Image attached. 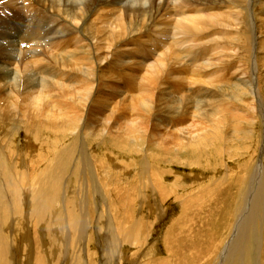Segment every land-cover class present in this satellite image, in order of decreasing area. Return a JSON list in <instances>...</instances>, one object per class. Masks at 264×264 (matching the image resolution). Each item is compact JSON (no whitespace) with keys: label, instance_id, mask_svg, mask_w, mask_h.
Wrapping results in <instances>:
<instances>
[{"label":"bare ground","instance_id":"1","mask_svg":"<svg viewBox=\"0 0 264 264\" xmlns=\"http://www.w3.org/2000/svg\"><path fill=\"white\" fill-rule=\"evenodd\" d=\"M256 4L260 5L258 9L256 8L257 6L255 7ZM37 5H39L40 8ZM214 6L219 8L216 9L219 13L209 14L200 11ZM248 6H250L252 10L254 7L256 8V10H253L250 19L253 25L257 23V17L260 22L264 20V17H262V15H264V0H0V121L3 122V124H8V126L13 124L12 128L10 127L11 130H7L6 133L14 132V135L17 137L23 135V139L27 141L25 150L27 149L28 153L31 149L30 147L34 144H36L35 147H33L35 151L37 148L46 150L43 156H40L36 151L37 158H33V161H31L37 166L43 162H46L47 165L44 166L38 174H33V172H29L28 174L25 173L27 177L22 178V185L25 188V185L28 184L29 188H32V192L35 193L33 196L37 199L38 196L36 193H40L41 190L47 194L53 195L55 192H59L61 188L63 193L60 192V198L64 201L62 207L66 214L60 222L67 224L70 228V223L72 222L73 224L77 220V216H79L77 222L78 240L85 241L87 239V234H85L87 232H85V229L88 225L89 216L87 218L86 212L88 211L90 213L88 198L91 195H93V197L98 195L100 198L99 203L102 210H100V214L102 213L105 215L108 211L112 212V214L122 213L118 212L117 209L119 208L113 207V199H111L109 195L110 192H108L110 186H107L108 182L107 185L105 182L109 181L110 177L113 178V176L119 179L118 181L124 182V176H129L127 174L130 172L127 165H118L111 161L112 169L109 167V169H111L109 170V174L104 176L99 172L101 171L100 168L104 167L100 164L102 163L101 161L99 164L89 163L88 159L90 158L86 157V154L89 152L86 151L85 154V146L83 144L80 145L77 136H79V134L86 136L87 133H94L95 136L100 131H98V124L96 125V121L99 120L98 117V120L94 118L89 122L85 120V104L91 101L90 98L94 96L93 93L97 100L94 102L95 104L92 105V110L95 108L98 109V112L101 111L103 113L106 111L104 109H106L107 106L103 103L106 106L103 108V104H101L102 101L106 100V103L110 104L109 109H107L109 110L108 113L104 112L108 116L102 120L104 122H99L101 123V130L107 133L111 138V143L114 144L112 146L116 148L121 147L119 141L122 142L123 147L124 144H130L134 152V154L130 156H136L138 159L141 158L143 162L139 164L143 168L137 165L138 171H135V175H133L131 182L136 183V179L145 177L144 182L149 181L155 186L160 195L159 197H157V195L155 198L162 200L161 205L163 209H165V202L168 201H165L167 199L165 197L168 188L165 187V180L169 175L171 177L177 175V173L173 171V168L175 166L193 168L191 166L199 152L210 149L209 147L217 142L224 132V130L221 132V126L219 125L222 124L223 126V121L219 120L222 118V116H220L222 114V107L224 105L227 107V104H225L226 94L221 93L220 89H216L220 91L219 93L216 92L215 89L212 91L199 89L193 95L191 92L188 93L189 91L186 90L185 86H187V84L188 87L190 84L200 86L201 83L212 82L215 84H212L211 87L219 84L226 85L228 89L231 86L237 89L244 87L248 92H251V95L256 97L259 85L256 86L257 90H255V85L252 83L251 79H249V77H244L245 72L243 70L239 67L234 70L231 68L234 72L225 76V68L222 69L223 64H226L224 63L225 58L239 59L240 52H244L245 54L250 52L257 57L260 50L262 51L264 48V37L260 40L261 37L257 36L259 34H257V26L253 27V31L243 29L246 21L245 19L248 18L246 10ZM41 8L51 14V21L43 16L40 10ZM192 13L195 15H191ZM56 24V27H52ZM50 28H52V30H49ZM228 30L234 32L230 33ZM68 35H71V39L68 41L62 38V36ZM127 40L133 42V48L130 47L132 49H129V45L125 44ZM43 44H45L44 47ZM103 49L104 51L102 52L101 50ZM163 51L167 52L164 53ZM251 61L250 59V62ZM112 64L113 68H110ZM103 74H105L107 78L113 77L111 78L110 86L108 85L105 87L103 83H101ZM96 76H98V81H95ZM105 76L103 78H105ZM119 76L120 80L117 79ZM123 78H128L127 81H123L124 84L121 83L122 80H124ZM227 78H229V80L231 78L233 81H228ZM116 79L117 81L119 80L118 82H120L122 86L116 87ZM138 80L140 81V90L135 88ZM128 82H131V84L129 83V85ZM133 82L134 86H132ZM255 82H257V79ZM75 86L76 89L78 87V89L81 88L85 91L83 96L88 97V100L85 101L83 96L75 97L76 100H74V105L71 106L67 103L66 98L72 96L69 91ZM103 86L105 87L104 89H102ZM82 90L81 93H83ZM156 91L157 95L155 96ZM224 91L225 90H222V92ZM133 93H136L138 99L133 100L134 97L131 98V104L129 103L128 105L134 108L136 112L134 117L131 116L128 118L124 115H118L117 105L119 100H116L118 98L117 94L123 97L124 100L125 97ZM258 94L262 95L261 93ZM124 101L126 102V99ZM65 102L67 104H64ZM185 104L187 107L181 109ZM126 105L127 103L125 106ZM136 105H138V108H136ZM67 107L72 111L71 115L64 114ZM126 108L127 107H125V109ZM89 109L90 108H88V110ZM177 109L181 112H178ZM92 110L90 113H93ZM194 114L197 115V118L191 121V116ZM151 117H153V120ZM189 122L191 123L188 124ZM214 122H217V125L213 126L212 124ZM63 129L65 130L63 131ZM49 130H60L59 132L63 133L60 138H57V136L56 138H51ZM66 131H70L68 137L70 142L63 145L66 138ZM225 135L224 137L222 136L223 138L220 140H224L226 138ZM228 135L227 133V138ZM14 139L10 143L8 140L5 141L3 139L0 144V146L4 148H0V160L1 163L3 162L2 164L5 166V169H7L6 162L12 158V155L22 154L17 148L19 142H16ZM80 139H82V137ZM55 149L59 150L56 154L51 151ZM10 150L12 152H10ZM6 151H9V154ZM149 152L150 154H148ZM51 153L54 154L52 157L50 156ZM210 153L211 152H209V154ZM85 157L88 159H85ZM94 158L95 157H93V159ZM19 159L22 160L23 155H21ZM75 159L76 162L73 166L74 170L67 179V182H64L62 178L64 179L68 173L65 171L69 170L70 163ZM98 160L100 159L98 158ZM145 163H149L147 169H144ZM200 163L202 162L200 161ZM211 163H213V161H211ZM248 165L249 164H247V166ZM104 169H106V167ZM239 173L236 177H239ZM80 174H83L82 178H80ZM200 174L201 173H199V175ZM71 178H74L76 181V183H74L76 184L74 198H76L77 201L76 205L73 199L74 203L72 208L67 206V204L69 205L72 203V200L67 196L68 187L72 185V183L70 184ZM206 178L210 179L208 177ZM243 178L244 180L248 178L249 183L248 186L245 187V195L243 192L242 204L239 206L241 209L237 211L240 218L238 217L239 219L235 220L237 222L232 232V244H230L231 246L227 251L225 249L227 253L222 264H245L242 262H245L247 249L252 245L260 246V251H264L262 244L257 242L259 237L257 236L256 229L257 223L261 225L259 220H262V216H260V218L258 217L263 213L262 211L264 209V160L261 158L256 166L249 168L248 173L246 171L243 172ZM31 179L32 183H27V181H31ZM49 179H51L50 182H48ZM234 181H236V178ZM142 182L143 181H141V184ZM192 183L193 182H190V184ZM9 188L11 191H14L15 185ZM85 192L86 196H84ZM127 192L129 193V191ZM174 193L175 189L170 192L168 198H171ZM26 194V192L23 194L24 198ZM131 196H133V192H131ZM51 197L52 196L43 201H38L36 199V203L34 205L31 204L32 208L28 211L30 215L26 214L24 217L20 212V217H18L19 221L24 220L27 222L26 225L27 228H29L28 225H32V220L34 219L33 230L39 233V230H36L38 229V225L41 224L39 226L41 227L42 224H46V220L48 223L50 221L48 220L49 218L47 219V214L51 215V207L53 208L54 200L52 201ZM134 203L133 205H135ZM119 205L122 206V204ZM44 206H47V208ZM236 209L238 208L236 207ZM60 210L61 209H59V211ZM75 210H77V213L73 216L72 213ZM130 211L129 213H131ZM186 223L184 221V224ZM67 225L65 226L67 227ZM105 225L106 224L103 226L105 227ZM132 226L134 227V225ZM183 226L186 227V225ZM48 227L49 226L46 225V228ZM139 227L140 225L138 223V229H140ZM113 228L115 232H117V228L114 227L112 223H108L106 231L110 233L112 229V232H114ZM14 229L16 228L14 227ZM201 231L203 233V230ZM44 232H46V230ZM133 232L131 228L122 231L123 238L120 239L122 242H120L121 245L129 241L132 244L134 235L137 234ZM19 236L20 234L17 237ZM31 236L32 235H30V237ZM70 237L71 243L74 239L77 240L75 236ZM135 240L136 238H134V241ZM35 241L33 240V243ZM120 243L117 242V245H120ZM28 245L31 246L32 243H28ZM179 245L178 247H180ZM201 245H203V243ZM210 246L208 245L209 248H211ZM119 247L120 246H118V248ZM181 248L183 247L181 246L179 249ZM34 250H36V248ZM249 251L250 250H248V252ZM7 253V259L10 262L9 252ZM40 253L37 254L35 260L37 264H44L43 259L40 257ZM108 253H111V251ZM121 254L122 253H120L119 256H122ZM255 254L257 253L255 252ZM16 255L17 258H19L20 252L17 251ZM31 256H33V254L27 257ZM191 256L194 255L191 253ZM173 259L174 258H172V260ZM258 259L259 258L256 260ZM18 262L14 264H18ZM78 264L81 263L79 262ZM155 264L159 263L156 262ZM163 264H166V262H163Z\"/></svg>","mask_w":264,"mask_h":264},{"label":"rangeland","instance_id":"2","mask_svg":"<svg viewBox=\"0 0 264 264\" xmlns=\"http://www.w3.org/2000/svg\"><path fill=\"white\" fill-rule=\"evenodd\" d=\"M37 6H39V5H37ZM258 6H260V5H257V4L255 5V7L257 9H258ZM255 7L253 10H256ZM39 8H40V6H39ZM248 8L246 9L248 18L245 19L246 21L247 20L248 21L247 22L245 21L243 29L253 31V27L257 26V28H258L257 34L259 33L257 36L261 37L260 38V40H261L264 37L263 36L264 35V27H263L264 26V20L263 21L261 20V22H260V20H258V17H257V23L255 25H253V23L250 22V19L252 17L251 15L253 14V10L250 6H248ZM216 9H219V8L217 6H214V7H209V9L200 10V11L203 13H209V14L219 13L216 11ZM40 10H41L43 16L46 19L51 21V14L46 12L45 10H43V8H41ZM226 14H228V13H226ZM191 15H195V14L192 13ZM258 16H261V15H258ZM262 17H264V15H262ZM56 26H57V24L52 26V27H56ZM49 30H52V28H50ZM228 31L230 33L234 32L232 30H228ZM62 38H64L65 40L68 41L69 39H71V35L62 36ZM228 39H230V38H228ZM125 44L129 45V49L133 48V42L132 41L127 40V42H125ZM44 46H45V44H43V47ZM246 46H244V47H246ZM130 47H132V48H130ZM101 51L103 52L104 49ZM263 51H264V48L262 51L260 50V52L258 53L259 55L257 57H255L250 52H247L246 54L244 52H240L239 53V56H240L239 59L225 58L224 63H226V64H223V68H222V69L225 68V71H224L225 76H228V74H232L234 72L233 70L238 68V67L241 70H243L245 72V75H246V76L244 75V77H247V78L249 77V79H251L252 83L255 85L254 86L255 88L253 87L255 90H257L256 86L259 85L256 97L251 95V92L250 91L248 92V90H246L244 87H240L237 89L234 87L232 88V86H231L228 89L227 86L224 84H222V85L219 84V85L211 87L212 84H215L212 82H210L211 84L204 82V83H201L200 86L190 84L189 85L190 88L188 87V84H187V86H185L186 90L189 91L188 93L191 92V93H193V95L199 89H202L204 91H212L215 89V91L218 93L220 92V91H218L220 89L221 93L226 94L225 104H227V107L225 105L222 107V114L220 115V116H222V118L219 120V121H223V126H225V127H223L222 124H219V125L221 126V132H222V130H224V132L222 133L223 135H221V138H223L225 134H226L225 136L227 138V133L229 135H228L227 139L225 138L224 140L223 139L220 140L221 139L220 138L217 142L213 143L209 147L211 150L206 149V150L200 151L199 154L197 153L198 156L195 157L193 165L191 166L193 168H187V166L184 168H182L181 166H175L173 168L174 170L172 169L174 172L177 173V175H175V176L173 175V177H171L169 175V176H167V178L165 180V182H166L165 187H168L167 192H166V197H165V198H167L165 201H167V200L168 201L165 202V205H166L165 209H163V206L161 205L162 200H160L159 198H155L157 195H158L157 197L160 196L158 194V191L156 190L155 186H153V184L150 183L149 181L144 182L145 177H140L139 178L140 180L136 179L137 180L136 183L131 182L133 175H135V171H138V167L140 166L139 164L143 163L142 159L141 158L138 159L136 156H130V155L134 154L133 148L130 146V144H124L123 143L124 144V147H123L122 142L119 141L121 144V147L116 148V147L112 146L114 144L111 143V138L107 135V133H104V131L101 130V127H100L101 123H99L102 120H104V118L106 116H108L105 113H108L109 110H107V109H109L110 104H107L106 100L105 101L103 100L101 103V100L99 99L101 104L105 103V105L107 106L106 107L103 104V108L106 107V109H104V110H106V111H104L105 113L104 112L102 113L99 110L101 112L100 113V112H98V109H95V108L92 110V108H93L92 105H94L95 104L94 102L97 100V98L95 97V94L93 93L94 96L92 98H90V100L93 103L91 101L90 102L88 101L87 102L88 105L87 104H85L86 106L84 105L85 106L84 118L88 122L92 121L93 120L92 118H94L95 120H98V118H99V120L96 121V125L98 124L97 125L98 131H100V132L98 134H96L95 136H94V133H87L86 136L85 135L82 136V134H79V136H77V139H79V141H80V145L83 144L85 146V154H86V151L89 152V153H87L88 155L86 154V157H88L90 159H88L86 157H85V159H88L89 163H91V164H99V162L101 161L102 163H100V164L104 167L100 168L101 171H99V172L101 174H103L104 176H107L109 174V170L112 169L111 168V161H113L114 163H116L118 165H123V166L127 165L130 169V172H129V174H127L129 176H124V178H125L124 182L118 181L119 179H117L114 176H113V178L110 177L109 181L105 182L106 185L108 182L107 186L111 187V188L109 187L108 188L109 191L108 190L107 191L110 192L109 195L111 196V199H113V203H112L113 207L119 208V209H117L118 212H122V213L112 214V212L108 211L107 214L105 213V215H103L102 213L100 214L101 208H100V203H99L100 202L99 196L96 195L93 197V195H91L88 198L89 199L88 208H89L90 213L88 211L86 212L87 218H88V216H89V218H88V225L85 229V232H87V233H85V234H87V239L85 241L84 240L81 241V240L77 239V236H78V230H77L78 223L77 222L79 220V216H77V220L73 224H72V222L70 223V228L67 224H65L63 222H62L63 223L62 224L60 222L61 219L63 218V216L66 214L65 210L62 207L64 204V201L60 198V192L63 193V190H61V188H60L59 192H57V193L55 192L53 195L47 194L43 190H41L40 193H36V195L38 196V199H37L33 196L35 193L32 192L33 190H32V188H29L28 184L25 185V188H27L28 190L25 189L24 186L22 185V182H21L22 178L27 177L25 175V173L28 174L29 172L30 173L33 172V174H38L41 172V170L44 168V166L47 165L46 162H43L37 166L36 164H33V162H32L33 158H37L36 151L39 153L40 156H43L44 151H46V150H42V149L37 148L35 151L33 149V147H35L36 144H34L33 146L30 147L31 149L29 150V153H28L27 149L25 150V147L27 146V144H26L27 141H25V139H23V135L20 137L19 136L17 137L14 135V132L6 133L7 130H11L13 124H10L8 126V124H5V123L3 124V122L0 121V124H1L0 125V144L2 143L3 139L5 141L8 140L10 143L15 138L14 140L16 142H19V145L17 148L22 153L21 155H23L22 160L19 159L21 155H18V154L12 155V158H10V160H7V162H6L7 163V166H6L7 169H5V166L2 164L3 162L1 163V160H0V166H2L0 168L5 169V170L0 169L1 170L0 171V264H14V263H17L18 261L22 262V263L18 262V264H26V263L27 264H37L35 257L41 251L42 252L40 253L41 254L40 257L43 259L44 264H78L79 262L81 264H155L156 262H158L159 264H163V262H166V264H192L193 262H195L196 264H199V263L200 264H222L224 258L226 257V253H227L226 251L231 246L230 244H232L231 243L232 242V239H231L232 238V232L234 231V228L236 227V222H237L235 220H238L240 218V215L237 211H239L241 209L239 206L242 204V199H243L242 196L245 195V191H246L245 187H247L248 183H249L248 178H246V180H244L243 172L246 171L248 173L249 168L256 166L257 163L260 162L261 158L264 160V98H262V97H264V52ZM163 52L165 53L167 51H163ZM250 59L252 60L251 62H250ZM239 61H240V63H239ZM241 62L243 65L241 64ZM234 65H236V66H234ZM112 66H113V64L110 66V68ZM233 67H235V68H233ZM247 73H249V74H247ZM103 75L105 76V74H103ZM103 75L101 78L102 79L101 83H103V85L105 87L108 85L110 86L111 85L110 81H111V78H113V77L111 76V78H107L105 76V78H103L104 77ZM255 78L257 79V82H255L256 81ZM117 79L120 80V76ZM117 79H116L117 83L115 82V85H116V87H119L121 85V83L124 84V82L127 81L128 78H125V79L123 78L124 80H122L121 83L118 82L119 80L117 81ZM227 79H228V81H233V79H231V78H230V80H229V78H227ZM93 81H94V79H93ZM95 81H98V76H96ZM138 82H139V84H138ZM129 83L131 84V82H128V84ZM104 86L102 87V89L105 88ZM132 86H134V82H133ZM135 86H136L135 87L136 89H138V90L141 89V88H139L140 87V81L139 80L136 82ZM74 88H73L74 90L71 89V91H69L72 96L66 98L67 103H69V105H71V106L74 105V100H76L75 97L76 98L79 96L81 97V96H83V94H85L84 93L85 91H83L81 88L78 89V87H77L78 90L76 89V86ZM216 89H218V90H216ZM72 90H73V92H72ZM81 90L83 93H81ZM222 90H225V91L222 92ZM259 90H261V91H259ZM76 92H78V93H76ZM79 92H80V94H79ZM70 93H68V94H70ZM227 93H229V94H227ZM258 93H261L262 95H260ZM89 94H90V92H89ZM118 95L119 94H117V97L119 99L118 98L116 99V100H119L118 101L119 106L117 105L118 115H122V116L124 115L128 118L131 116L134 117L136 112H135L134 108H132L131 105H128V104L129 103L131 104V101H132L131 98L134 97L133 100L138 99L136 96V93L130 94V96L128 95V97H125L124 100L126 99V102L123 100V97H121L120 95L118 96ZM131 95H132V97H131ZM156 95H157V91H156L155 96ZM258 96H259V98H258ZM83 98L85 99V101L88 100V97H86V96H83ZM252 98H253V100H252ZM155 99H156V97H155ZM255 100L257 101L258 104L256 103ZM250 102H252V103H250ZM67 103L65 102L64 104H67ZM126 103L128 106L127 105L125 106ZM249 104H251L252 106ZM124 106L127 108L125 109ZM137 106L138 105H136V108H138ZM245 106H247V107H245ZM121 107L122 108L124 107L123 110ZM155 107L157 108L156 104H155ZM185 107H187L186 104L183 108L181 107V109H184ZM88 108H90L89 109L90 111L88 110ZM156 108H155V110H156ZM67 109H68V107L65 109L64 114L65 115H69V114L71 115L72 111L69 109L67 110ZM91 110L93 113H90ZM235 110H237V111H235ZM177 111L181 112L179 109H177ZM240 111H242V112H240ZM260 111L262 112V114ZM121 112L122 113L124 112L125 114L124 113L122 114ZM87 114H88V120H87ZM244 115H246V116H244ZM196 118H197V115L194 114L193 116H191V121L196 120ZM151 119L153 120V117H151ZM102 122H104V121H102ZM190 123L191 122H189L188 124H190ZM214 123H216V124H214ZM214 123L212 124L213 126L217 125V122H214ZM219 123H221V122H219ZM220 126H219V128H220ZM239 129L242 131H240ZM64 130L65 129H63V131ZM59 131L60 130H57V131L56 130H52V131L49 130V132H50L49 135L51 136V138H53V137L56 138V136H57V138H60L61 134L63 132H59ZM1 133H3V134H1ZM69 134H70V131L66 133V138L63 142L64 143L63 145H65V143L67 144L70 142L68 139ZM81 137H82V139H80ZM110 145L112 146V148ZM0 148L4 149L3 146H0ZM110 148H111V150H110ZM139 148H141V147H139ZM145 149H146V147H145ZM51 151H53V153L56 154V153H58L59 150L55 149V150H51ZM150 151H153V150H150ZM6 152L9 154V151H6ZM10 152H12V151L10 150ZM93 152L95 153V155ZM206 152H208V153H206ZM209 152H211V153L209 154ZM53 153L50 154L51 157L54 155ZM148 154H150V152ZM220 154H221V156H220ZM203 156H204V158H203ZM93 157H95L96 159L95 158L93 159ZM129 157H131V158H129ZM98 158L100 160H98ZM91 160H93V161H91ZM209 160L213 161V163H211V161H209ZM95 161H96V163H95ZM200 161L202 163H200ZM17 162H18V164H17ZM75 162H76V159L70 163L69 170L65 171L68 173L64 179L62 178V180L64 182H67V179L71 176V174L74 170L73 166H74ZM146 162H147V160H146ZM215 162L218 163L219 165L216 164ZM247 164H249V165L247 166ZM137 165H138V167H137ZM147 165L149 167V163L144 164V167H145L144 169L148 168ZM198 166H200V167H198ZM217 166H219V167H217ZM105 167H106V169H104ZM109 167L111 169H109ZM164 167L166 168L165 165H164ZM135 168H136V170H135ZM141 168H143V167H141ZM34 170H35V173H34ZM202 170L206 171V172H203ZM199 173H201V174L199 175ZM238 173H239V177H236ZM203 174H204V177H203ZM11 175H12V177H11ZM33 177H34V175H33ZM33 177H32V179H33ZM82 177H83V174H80V178H82ZM183 177H185V178H183ZM206 177H208L210 179H207ZM235 178H236V181H234ZM32 179H31V181H27V183H29V182L32 183ZM112 179H113V181H112ZM147 179H149V178H147ZM168 179H169V181H168ZM222 180H224L225 182ZM50 181H51V179H49L48 182H50ZM141 181H143L142 184H141ZM208 181H210V182H208ZM174 182H175V184H174ZM190 182H193V183L190 184ZM71 183H72V185L70 187H68V191H67L68 198L70 200H72V203H70L69 205L67 204V206H70V208H72L74 200H75V203L77 205L76 198H74L75 197V189H76L75 188L76 184H74V183H76V181L74 178H71L70 184ZM14 185H15V190L11 191L9 187L12 188ZM168 185H170V186H168ZM153 188H154V190H153ZM196 188H197V190H196ZM18 189H19V192H18ZM127 189H129V190H127ZM173 189H175V193L171 196V198H168L170 192H172ZM135 190H136V192H135ZM24 191L27 193L25 195L26 196L25 198L23 197L24 196L23 194H25ZM113 191H114V194H113ZM127 191H129V193ZM131 192H133V196H131ZM243 192H244V195H243ZM118 195L120 196V198ZM176 195L178 198L176 197ZM50 196H52L51 200L52 201L54 200L53 208L51 207V209H52V212H50L51 215L47 214V219L49 218L48 220H50V221L48 223L46 220V224H42L41 227H39L41 224L38 225V229H36V230L37 231L39 230L38 231L39 233H37L33 230V228H34L33 225L35 222L34 219L32 220L33 221L32 225H30V226L28 225L29 228H27V225H26L27 222H25L24 220H23L24 223L21 220L19 221L18 217H20V212L24 217L26 214L30 215L29 214L30 212H28V211L32 208L31 206L36 203V199L38 201H43ZM84 196H86V192L84 193ZM127 196L129 199L127 198ZM183 196H184V198H183ZM22 199H23V201H22ZM60 200H61V203H60ZM136 201H137V203H136ZM133 203L135 205H137V204L138 205L135 206V205H133ZM24 204H26V205H24ZM119 204H122V206ZM58 205H59V207H58ZM44 207L47 208V206H44ZM236 207L238 209H236ZM59 209H61V210L59 211ZM187 209H188V212H187ZM119 210H121V211H119ZM130 210H132V211H130ZM166 210H167V212H166ZM129 211L131 213H129ZM74 212L72 213L73 216L77 213V210H75ZM262 212H261L262 214H260L258 217V218H260V216H262L261 217L262 220L261 219L259 220V223L261 225H259L257 223L258 228L256 227V229H257V236L259 237V240L257 239V242H259V244H262L263 250H264V242H263L264 241V209ZM105 218H106V221H105ZM114 219L115 220L117 219V220L115 221ZM184 221H185V223L187 221L188 222L186 224H184ZM107 222L112 223L113 226L117 228L118 233L115 232L114 228H113L114 232H112V229H111V231H110L111 234L108 233L106 231L107 225H108ZM102 223H103V225L106 224L105 227L102 225ZM138 223L140 225V227H139L140 229H138ZM46 225L49 227L46 228ZM65 225H67V227ZM132 225H134L135 228ZM183 225H186V227ZM14 227L16 229H14ZM42 227H43V232H42ZM58 227H59V231H58ZM130 228L133 229L134 234L137 233L134 235V238H136L137 241L136 240L134 241V238H133L132 244L129 241V242H127L128 244L123 243L121 245L122 242L120 239L123 238L122 237V235H123L122 231L125 229L129 230ZM28 229H29V232H28ZM54 229H55V231H54ZM69 229H71V230H69ZM73 229H74V231H73ZM45 230H46V232H44ZM201 230H203V233ZM258 230H259V235H258ZM25 232H26V234H25ZM62 232L64 235L62 234ZM19 234H20V236H19L20 238L17 237ZM23 235L24 236L26 235L27 237L26 236L24 237ZM30 235H32V236L30 237ZM70 236H75V238L77 240L74 239V241H72V243H71V241H70L71 237ZM132 236H133V234H132ZM28 237H29V240H28ZM32 237L33 238L35 237V238L33 239ZM260 237H261V239H260ZM24 238L26 239V241ZM35 239H36V241H35ZM33 240L36 242V243L34 242L35 244L33 243ZM190 240H192V241H190ZM109 241H112V242H109ZM186 241L189 244H187ZM117 242H119V243L121 242L120 245L119 244L117 245ZM28 243H30V244L32 243V245H31L32 248L30 245H28ZM196 243H197V245H196ZM202 243H203V245H201ZM222 244L223 245L225 244L224 247ZM34 245H36V246H34ZM116 245H117V248H116ZM166 245H168V246H166ZM178 245L180 247L182 246L183 248L179 249L180 247H178ZM208 245L209 246L211 245L210 246L211 248H209ZM118 246H120V247L118 248ZM29 247H30V249H29ZM110 247L112 248V250ZM35 248H36V250H34ZM225 249H226V251H225ZM248 250H250L249 252H251L252 254L249 253ZM257 250H259V251H257ZM17 251L20 252L19 258H17V255H16ZM25 251H26V253H25ZM48 251H49V253H48ZM110 251H111V253H108ZM7 252H9L10 262L7 259V257H8ZM177 252H178V254H177ZM255 252L257 254H255ZM27 253H29V254H27ZM120 253H122L121 254L122 256H119ZM185 253H187V254H185ZM191 253L194 256H191ZM30 254H33V256L27 257ZM24 255H25V257H24ZM172 258H174V259L172 260ZM257 258H259V259L256 260ZM253 259H254V261H253ZM169 260H170V262H169ZM248 260H249V262H248ZM259 260H260V262H259ZM1 261H2V263H1ZM258 262L260 264H264V251L263 252L260 251V246H255V245L249 246L247 249L246 260H245V262H242V263L259 264ZM195 263H193V264H195Z\"/></svg>","mask_w":264,"mask_h":264}]
</instances>
